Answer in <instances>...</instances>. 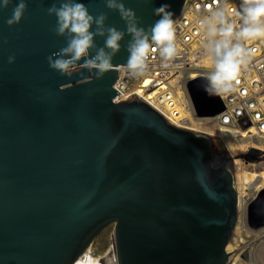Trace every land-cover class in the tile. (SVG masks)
Masks as SVG:
<instances>
[{
    "label": "water",
    "instance_id": "obj_1",
    "mask_svg": "<svg viewBox=\"0 0 264 264\" xmlns=\"http://www.w3.org/2000/svg\"><path fill=\"white\" fill-rule=\"evenodd\" d=\"M26 2L12 27L18 0L0 9V264H74L112 222L118 264H225L238 221L230 155L134 94L114 101L127 34L101 79L51 69L66 38L46 9L61 0ZM77 2L126 31L105 0ZM122 2L147 30L155 8L169 5L174 20L185 0Z\"/></svg>",
    "mask_w": 264,
    "mask_h": 264
},
{
    "label": "built area",
    "instance_id": "obj_2",
    "mask_svg": "<svg viewBox=\"0 0 264 264\" xmlns=\"http://www.w3.org/2000/svg\"><path fill=\"white\" fill-rule=\"evenodd\" d=\"M240 4L241 0H185L173 20L177 57L168 62V67H163L158 51L150 53L148 73L139 77L130 74L127 62L119 64L114 83L119 91L114 97L116 102L128 100L134 94L157 109L171 124L235 143L236 147L227 146L225 151L232 158L236 182L243 170L250 174L255 168L264 178V38L243 41L245 48L254 51L232 81V90L210 95L205 89L209 86L207 77L214 69L202 47L198 22L218 9L240 11ZM229 18L238 25L241 23L235 16ZM191 119L199 122L204 132L192 129ZM219 129L226 131L224 137L216 135ZM241 183L244 188L241 196L237 191L238 204L241 198L246 210L238 206V220L241 217V222L247 223L250 237L254 235L263 242L264 190L260 189V181ZM113 248L109 262L118 264L115 243Z\"/></svg>",
    "mask_w": 264,
    "mask_h": 264
},
{
    "label": "clouds",
    "instance_id": "obj_3",
    "mask_svg": "<svg viewBox=\"0 0 264 264\" xmlns=\"http://www.w3.org/2000/svg\"><path fill=\"white\" fill-rule=\"evenodd\" d=\"M12 2L0 0V9H7ZM105 5L107 9L119 13L126 31L107 25V13L93 16L88 7L77 0H61L59 7L53 3L46 9L49 16L56 17L51 31L66 38V46L47 57L51 69L62 76H71L78 69H86L101 79L113 67L112 60L120 51L126 34L131 37L127 44L129 56L126 67L133 76L148 73L152 52L158 51L163 67H168V62L177 57L173 13L169 11V5L153 10L160 19L147 30L140 26L136 12L127 8L122 0H105ZM27 7L26 0H18L6 20L7 25L19 24ZM230 16L237 17L241 23L238 25ZM198 27L202 33V47L214 69L207 77L209 86L205 90L210 95L227 93L232 90V81L236 80L241 66H246L254 51L245 48L243 41L264 38V0H241L240 11L218 9L200 19ZM96 37L104 38L102 47L96 45ZM92 52L94 55H90ZM14 61L15 57L10 56L9 63Z\"/></svg>",
    "mask_w": 264,
    "mask_h": 264
},
{
    "label": "bare ground",
    "instance_id": "obj_4",
    "mask_svg": "<svg viewBox=\"0 0 264 264\" xmlns=\"http://www.w3.org/2000/svg\"><path fill=\"white\" fill-rule=\"evenodd\" d=\"M185 114H189V112L186 110ZM191 121H193V123L191 124L192 129H196L198 131H203L204 132V127L201 126V124L193 119H191ZM216 135H218L219 137H224L226 135V131L224 129H219L218 132H216ZM218 141H221L222 145H224L225 147H223L224 149L228 146V147H236L235 143H233L232 141H230L229 139L225 138L224 140L221 138L217 139ZM241 145H237V147H240ZM238 181L236 182L235 180V184H236V190L239 192L240 196H241V192L243 193V188H244V184H242L241 182L244 181H248L249 183H255L256 181H260V189L264 190V178L262 177V174L258 171V169H253L252 172L250 174H248L245 170L242 171V173H240L238 175ZM239 209L245 211L246 207L243 206V203L241 201V198L239 199ZM240 228V230H239ZM247 223H242L241 222V217L240 219L237 221L235 230L232 232V235L230 236L225 250L228 253V257H227V261L225 264H249L245 261V251L247 252L249 245H250V241H247L245 239V236L247 235ZM113 247V244H112ZM113 249H110L108 251H105L102 254H94L92 252V245H90L86 251L84 252V254H82L75 262L74 264H110L109 260L111 257V254L113 253ZM249 256V255H248Z\"/></svg>",
    "mask_w": 264,
    "mask_h": 264
},
{
    "label": "rangeland",
    "instance_id": "obj_5",
    "mask_svg": "<svg viewBox=\"0 0 264 264\" xmlns=\"http://www.w3.org/2000/svg\"><path fill=\"white\" fill-rule=\"evenodd\" d=\"M222 145V144H221ZM222 147H225L222 145ZM240 230V228H239ZM115 223L112 222L107 225L93 240L92 252L94 254H102L105 251L112 249V244L115 243ZM250 230L248 229L245 239L250 241L249 248L247 252L245 251L246 257L245 261L249 264H264V241L261 242L257 240L254 235L250 237ZM254 234V232H252ZM263 246V247H262ZM249 255V256H248Z\"/></svg>",
    "mask_w": 264,
    "mask_h": 264
},
{
    "label": "crops",
    "instance_id": "obj_6",
    "mask_svg": "<svg viewBox=\"0 0 264 264\" xmlns=\"http://www.w3.org/2000/svg\"><path fill=\"white\" fill-rule=\"evenodd\" d=\"M263 246H264V244H263ZM263 246H262V247H263Z\"/></svg>",
    "mask_w": 264,
    "mask_h": 264
},
{
    "label": "snow or ice",
    "instance_id": "obj_7",
    "mask_svg": "<svg viewBox=\"0 0 264 264\" xmlns=\"http://www.w3.org/2000/svg\"><path fill=\"white\" fill-rule=\"evenodd\" d=\"M147 83V82H146Z\"/></svg>",
    "mask_w": 264,
    "mask_h": 264
}]
</instances>
